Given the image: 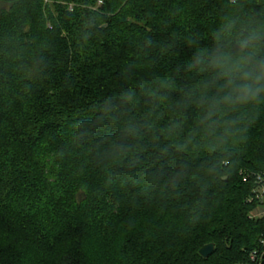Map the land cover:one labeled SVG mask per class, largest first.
I'll list each match as a JSON object with an SVG mask.
<instances>
[{
  "label": "trees",
  "instance_id": "16d2710c",
  "mask_svg": "<svg viewBox=\"0 0 264 264\" xmlns=\"http://www.w3.org/2000/svg\"><path fill=\"white\" fill-rule=\"evenodd\" d=\"M259 24L264 0H0V264H264V102L225 112L239 132L212 174L153 136L196 128V51ZM127 144L137 167L113 159Z\"/></svg>",
  "mask_w": 264,
  "mask_h": 264
},
{
  "label": "clouds",
  "instance_id": "9594fccd",
  "mask_svg": "<svg viewBox=\"0 0 264 264\" xmlns=\"http://www.w3.org/2000/svg\"><path fill=\"white\" fill-rule=\"evenodd\" d=\"M228 30L231 31L230 28ZM189 67L196 69L198 74H209L208 82L203 86L208 92L213 93L198 94L194 98L191 93L186 94L192 103L202 110L197 113L196 128L178 142L164 133H153V136L156 141H160L161 137L168 141L157 144L160 157L175 152L188 153L195 150L206 152L207 156L196 158L198 164L195 167L212 174L225 166L224 161L231 162L230 149L226 145L233 141L239 132L238 129L236 132L231 131V126H234L237 120L235 118L225 120L223 118L225 112L236 110L238 105L264 102V24L245 27L236 32L233 40L229 42L227 52L216 49L209 53L207 49H198L195 60ZM127 99L131 100V96H127ZM78 123L86 126L88 122ZM178 126L173 124L168 133ZM129 136L137 140L143 139L138 127L129 128ZM143 153L142 145L127 144L117 148L113 159L116 162H125L130 167H137L141 163ZM192 167L194 165L190 161L184 160L181 161V167L177 172H187Z\"/></svg>",
  "mask_w": 264,
  "mask_h": 264
},
{
  "label": "built area",
  "instance_id": "2783aa9c",
  "mask_svg": "<svg viewBox=\"0 0 264 264\" xmlns=\"http://www.w3.org/2000/svg\"><path fill=\"white\" fill-rule=\"evenodd\" d=\"M253 194L250 201L255 202L258 208L255 212L251 213V216L254 218L262 217L264 216V177H258L257 187Z\"/></svg>",
  "mask_w": 264,
  "mask_h": 264
},
{
  "label": "water",
  "instance_id": "95a60500",
  "mask_svg": "<svg viewBox=\"0 0 264 264\" xmlns=\"http://www.w3.org/2000/svg\"><path fill=\"white\" fill-rule=\"evenodd\" d=\"M214 244L211 243V244H207V245H204L201 249H200V254L204 257H208L209 255H211L214 251Z\"/></svg>",
  "mask_w": 264,
  "mask_h": 264
},
{
  "label": "rangeland",
  "instance_id": "374dc122",
  "mask_svg": "<svg viewBox=\"0 0 264 264\" xmlns=\"http://www.w3.org/2000/svg\"><path fill=\"white\" fill-rule=\"evenodd\" d=\"M73 7H74V4L70 6L71 9ZM257 208H258V206L257 205H254V207L250 210V214L253 213V212H255Z\"/></svg>",
  "mask_w": 264,
  "mask_h": 264
}]
</instances>
